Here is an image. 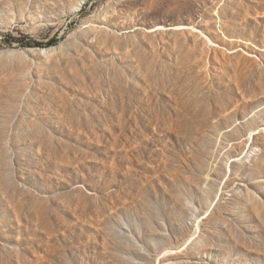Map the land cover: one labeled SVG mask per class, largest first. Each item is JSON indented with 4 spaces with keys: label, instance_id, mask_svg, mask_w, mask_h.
Masks as SVG:
<instances>
[{
    "label": "rangeland",
    "instance_id": "rangeland-1",
    "mask_svg": "<svg viewBox=\"0 0 264 264\" xmlns=\"http://www.w3.org/2000/svg\"><path fill=\"white\" fill-rule=\"evenodd\" d=\"M0 264H264V0H0Z\"/></svg>",
    "mask_w": 264,
    "mask_h": 264
}]
</instances>
